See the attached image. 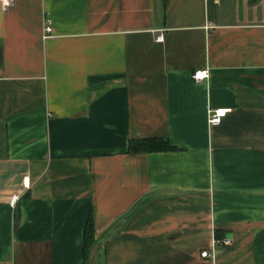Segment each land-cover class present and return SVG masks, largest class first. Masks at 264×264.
Wrapping results in <instances>:
<instances>
[{
    "label": "crops",
    "instance_id": "1",
    "mask_svg": "<svg viewBox=\"0 0 264 264\" xmlns=\"http://www.w3.org/2000/svg\"><path fill=\"white\" fill-rule=\"evenodd\" d=\"M0 264H264V0L0 5Z\"/></svg>",
    "mask_w": 264,
    "mask_h": 264
},
{
    "label": "built area",
    "instance_id": "2",
    "mask_svg": "<svg viewBox=\"0 0 264 264\" xmlns=\"http://www.w3.org/2000/svg\"><path fill=\"white\" fill-rule=\"evenodd\" d=\"M15 0H0V5L5 8L6 6L11 5ZM50 22H51V18L50 16H45V18L43 19L41 28H42V36L45 37L47 36L50 31ZM163 34L160 31L159 33H157L154 38L158 41H161L163 38ZM208 76V69L207 67H197L194 68V70L191 73V78L192 80H202L205 79ZM231 109V107L228 106H224V107H210L207 110V115H206V121L209 123V125L211 124H217L219 123V120L224 116V114L229 111ZM22 184L23 186L28 187L29 181H28V175L23 176L22 177ZM18 194H13L10 201L11 204L13 205L15 203V200L17 199ZM230 238H223V239H215V242H221V243H229ZM214 254L213 251H208L207 249H201L200 251V256L202 257H212Z\"/></svg>",
    "mask_w": 264,
    "mask_h": 264
},
{
    "label": "trees",
    "instance_id": "3",
    "mask_svg": "<svg viewBox=\"0 0 264 264\" xmlns=\"http://www.w3.org/2000/svg\"><path fill=\"white\" fill-rule=\"evenodd\" d=\"M172 145L167 141L166 138L160 136H151V137H139V138H129L127 142L126 149L129 152H140V151H152L154 149H168ZM93 232L94 228L92 227V216L89 213L85 218L82 231V256L83 261L86 260V255L89 248L93 244Z\"/></svg>",
    "mask_w": 264,
    "mask_h": 264
}]
</instances>
